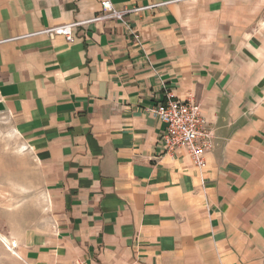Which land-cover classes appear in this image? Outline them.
<instances>
[{"label":"crops","instance_id":"1","mask_svg":"<svg viewBox=\"0 0 264 264\" xmlns=\"http://www.w3.org/2000/svg\"><path fill=\"white\" fill-rule=\"evenodd\" d=\"M100 1L0 0V113L42 179L0 203V264H264V0H111L167 4L29 36ZM168 92L203 107V173L160 141Z\"/></svg>","mask_w":264,"mask_h":264},{"label":"built area","instance_id":"2","mask_svg":"<svg viewBox=\"0 0 264 264\" xmlns=\"http://www.w3.org/2000/svg\"><path fill=\"white\" fill-rule=\"evenodd\" d=\"M100 2L101 13L91 19L41 29L29 34V36L40 34L48 36L62 35L68 42H74L76 39L74 30L80 25L110 18L125 21L127 14L153 10L167 4V2H155L140 7H125L124 10H118L111 0H101ZM150 112L166 124L160 138L165 151L169 154H175L177 150L181 149L186 151L193 165L203 173L208 167L207 153L213 146L214 135L208 125L202 105L193 99L182 100L176 97L174 93L168 92L166 99L152 106Z\"/></svg>","mask_w":264,"mask_h":264},{"label":"rangeland","instance_id":"3","mask_svg":"<svg viewBox=\"0 0 264 264\" xmlns=\"http://www.w3.org/2000/svg\"><path fill=\"white\" fill-rule=\"evenodd\" d=\"M41 181L38 161L28 144L17 134L11 119L0 113V203L8 200L18 206V200L36 195Z\"/></svg>","mask_w":264,"mask_h":264}]
</instances>
